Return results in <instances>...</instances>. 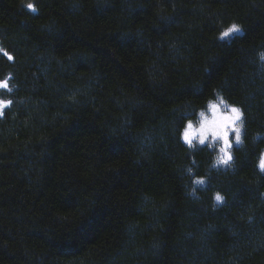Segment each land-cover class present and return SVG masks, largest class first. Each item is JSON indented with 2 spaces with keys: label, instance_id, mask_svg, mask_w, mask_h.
I'll return each instance as SVG.
<instances>
[{
  "label": "trees",
  "instance_id": "1",
  "mask_svg": "<svg viewBox=\"0 0 264 264\" xmlns=\"http://www.w3.org/2000/svg\"><path fill=\"white\" fill-rule=\"evenodd\" d=\"M261 52L264 0H0V264H264Z\"/></svg>",
  "mask_w": 264,
  "mask_h": 264
},
{
  "label": "clouds",
  "instance_id": "2",
  "mask_svg": "<svg viewBox=\"0 0 264 264\" xmlns=\"http://www.w3.org/2000/svg\"><path fill=\"white\" fill-rule=\"evenodd\" d=\"M239 29V27H238ZM240 31V29H239ZM259 58L261 60H264V52L259 53ZM222 102H226V101H222ZM195 115V113L193 114ZM221 122V136H218L217 138H219L222 142L223 145L222 147H220L219 151L221 153H224V157H226V148L228 147L227 143L225 142V139L223 138L224 134L226 133L227 136H229V129H231L232 131L235 132V143L236 145L239 147L242 145L243 141H242V129H243V121L241 119V116L239 115V118H236L235 116H220ZM239 121V123H237ZM191 125V129L189 130V134H190V139L191 140H198L200 144H203L205 141H202V136H201V132H195L194 130H192V124L189 121L188 122V126ZM201 128V127H200ZM194 134V135H193ZM225 158H221L217 161H215L214 163H222V160ZM259 168L261 170H264V154H261L260 160H259Z\"/></svg>",
  "mask_w": 264,
  "mask_h": 264
},
{
  "label": "snow or ice",
  "instance_id": "3",
  "mask_svg": "<svg viewBox=\"0 0 264 264\" xmlns=\"http://www.w3.org/2000/svg\"><path fill=\"white\" fill-rule=\"evenodd\" d=\"M29 8H31L32 6L29 5ZM239 29L237 26L233 25L231 29H229L228 31H226L225 33H223L224 36H228L230 32H238ZM5 55H7L5 53ZM9 59H12L11 56L8 57ZM0 87H7L6 84H0ZM232 112L235 113V117L239 118V110L233 108ZM221 117L217 116L215 113L213 115V119L211 121H206L205 123H203L201 125L200 128V132H201V136H202V141L205 140V138L208 136V134H211L213 137H218L221 136ZM191 129V125L188 126V129L184 132L183 134V138L185 140L186 143H188L191 146V139H190V134H189V130ZM194 135V134H193ZM223 138L225 139V142L227 143L228 146H230V142H229V137L226 135V133L224 134ZM231 160V156L226 153V158L222 160V163L227 164L228 161ZM217 201L222 200V197H220L219 195L216 196Z\"/></svg>",
  "mask_w": 264,
  "mask_h": 264
},
{
  "label": "rangeland",
  "instance_id": "4",
  "mask_svg": "<svg viewBox=\"0 0 264 264\" xmlns=\"http://www.w3.org/2000/svg\"><path fill=\"white\" fill-rule=\"evenodd\" d=\"M232 109L233 108H229V107L224 108V107H222L220 105H214V106H212L209 114H207V116H204L203 117L201 123L198 126L192 125V130H194L195 132H199L200 127H201V125L203 123H205L206 121H211L213 119L214 113L217 116H230V115L231 116H235L236 114L232 112ZM239 115L241 116V119H242V115H241L240 110H239ZM237 123H239V121ZM228 137H229L230 146H228L226 148V152L229 154L230 149L232 147V139H234V137H235V132L232 131L231 129H229V136ZM196 141H198V140H192L191 143L196 142ZM204 141L205 142H207V141H220L223 144V142L219 138L213 137L211 134H208V136L205 138ZM223 156H224V153H223ZM224 158H226V157H224Z\"/></svg>",
  "mask_w": 264,
  "mask_h": 264
}]
</instances>
